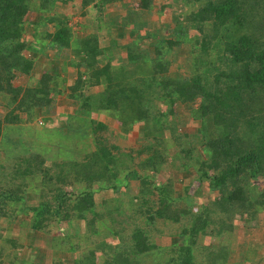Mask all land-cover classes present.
Masks as SVG:
<instances>
[{
  "label": "trees",
  "instance_id": "1",
  "mask_svg": "<svg viewBox=\"0 0 264 264\" xmlns=\"http://www.w3.org/2000/svg\"><path fill=\"white\" fill-rule=\"evenodd\" d=\"M71 2L0 0V138L62 96L92 143L80 156L0 151V219L25 217L27 247L39 233L54 251H84L65 264H229L235 218L257 228L264 216V0H79L72 14L98 15L78 34L59 11ZM45 50L71 53L73 78L46 68L16 84ZM104 117L142 141L122 150ZM159 224L177 238L168 247L153 240ZM1 237L0 264H12L23 245Z\"/></svg>",
  "mask_w": 264,
  "mask_h": 264
},
{
  "label": "rangeland",
  "instance_id": "2",
  "mask_svg": "<svg viewBox=\"0 0 264 264\" xmlns=\"http://www.w3.org/2000/svg\"><path fill=\"white\" fill-rule=\"evenodd\" d=\"M78 1L79 0H73V2H71L70 4L71 6L66 5L65 7L64 6L59 7L60 8L59 11H61V13L70 16L68 20V25L71 27L72 31L75 34L79 33L78 27L82 26V22H84V20L88 18L94 20L95 18H97L96 16L98 15L95 12V10H89L86 19L81 18V14L79 11L75 14H72L75 11V9L78 10L77 8ZM126 3L131 4L133 6L131 8L135 9L137 7L136 0H126ZM178 11L179 9H177V12ZM34 18L36 17L33 13H29L26 16L27 21H32L34 20ZM150 21H153L152 25L150 26L152 30L160 29L159 25L155 23L158 22L156 16L151 18ZM107 30L104 26H102L101 32L103 34ZM110 38H111L110 35H106L105 33L104 39H101L100 41V45L104 46L107 43H110L111 40ZM144 48L145 46L143 45V49ZM47 52L51 54L50 51L46 50V53ZM61 52H62L61 58L63 59L67 56L68 52L67 51H61ZM38 68L39 67L37 66L35 70L36 73H39ZM35 78L33 77V80ZM19 83L20 84L22 83L21 80L16 81V84ZM56 98H60V97H56ZM71 104L73 103L71 102ZM72 107L74 108V106ZM52 111L54 110L52 109ZM183 111L184 110L180 108L178 113L180 115H184ZM102 120L103 123L107 124L112 129L111 130L112 136H110V142L119 146L122 150L126 151L127 148H132L135 145L136 141L139 142L142 141L137 136L136 127H134V129L131 130L129 134H127L124 137V135L119 134L120 132L117 131V127L111 118L105 117ZM38 121H40L41 123H39ZM87 129H88V122H87V118L84 116H77V115L70 116L67 120L61 117L54 119L36 118L31 124L25 127L5 126L4 129L1 131L2 136L0 138V145H1L0 151L4 149L8 153L17 150L19 151L21 148L25 151L37 150V152H40L41 154L46 156H49V154L50 156H53L56 151L57 154L62 153L63 155L66 156L75 152L76 149L75 146L77 147V145H79V147H77L76 152L77 151L81 152L79 154L80 156L82 153H84L87 149H89L92 146L90 139L87 137L88 135V133L86 132ZM114 129H115V133H114ZM161 135L167 137L168 133L163 132V134H157V136H161ZM16 143L19 144L20 148L15 147ZM36 143H38V145H36ZM49 146L52 147V151H50ZM71 147L75 149H72ZM171 153H175V149L172 148ZM165 171H166L165 172L166 176L173 175V173L171 172L172 170L170 168V162L166 166ZM110 193H108L107 195L104 194V197L107 198V201L113 199L114 197V195L112 196ZM96 201L99 202L98 198L96 199ZM34 204H35V199L28 198V200L26 201V205L28 206ZM24 218L25 217H21V215H19L15 217L11 222L4 219H0V231H1L0 234L2 236L1 239L4 241L5 240H13L15 242L18 241L20 245H23V248L11 251V253L15 255V259L12 262V264H17V261L21 259L26 261V258L28 259L30 258L32 264H52V262L56 260L61 261L62 264H65L67 261H70L71 258L74 257L76 258L81 253L84 252L83 250L81 252H75V253L65 252V251L57 252L52 250L49 247V245L46 243V239H49L51 234L46 236L43 234L40 235L39 233H36L37 235L32 237V240L30 239L31 247H27L26 243H28L29 239H27L28 237H26V235L28 233V229L26 228L25 223L24 224L21 223L22 222L21 220H25ZM258 220L259 221L257 228H249L246 227L240 221L239 218H235L233 222L234 226H233L232 245H231L232 254L229 264H234L235 262L238 264L240 262L239 259H242L243 257L241 258V256H244V254L248 255L250 259L246 264H264V216L262 214H259ZM69 228L72 229L69 230L70 233H74L78 230L72 227L71 225H69ZM157 228H158V232L160 233H158V236L153 237V240L156 245L161 247H168L169 245H171V243H173L177 239L173 233L171 235L168 234L169 229L167 226L162 227V225L159 224ZM50 230L54 232L53 227ZM81 232L85 233L84 228H81ZM81 241H83V238H81ZM49 244L51 245L52 243L49 241ZM155 256L160 259V262L161 261L163 262V260L161 259L162 256L161 253H158ZM3 264H6V262Z\"/></svg>",
  "mask_w": 264,
  "mask_h": 264
},
{
  "label": "crops",
  "instance_id": "3",
  "mask_svg": "<svg viewBox=\"0 0 264 264\" xmlns=\"http://www.w3.org/2000/svg\"><path fill=\"white\" fill-rule=\"evenodd\" d=\"M50 53L51 54H49V52L46 53V50L38 53L32 52V58L34 60L33 61L34 69L29 76L23 77V79H21L22 83L33 80V77L35 78L38 75V73H36L35 71L37 66L39 67L38 72L40 71L42 72L44 71V69L49 67L50 73L54 76H59L61 80L68 81L70 80V78H73L75 71L74 68L69 64V62L73 59L71 53H68L67 56L63 59L61 58L62 52L56 53L54 51H50ZM58 97L60 98L55 99V103L52 104L50 110L48 109L49 111L46 113V115L42 117L38 116L39 119H54L59 117L68 119L70 116H74L75 112H74V108L72 107L73 104H71L70 100L68 99L65 100L66 98L62 96H58ZM52 109L54 111H52ZM38 122L41 123L40 121ZM241 258L242 259H239V261L243 260L244 258H245L244 261L250 260L248 255L246 254H244V256H241ZM247 262L248 261H245L244 263L246 264Z\"/></svg>",
  "mask_w": 264,
  "mask_h": 264
}]
</instances>
